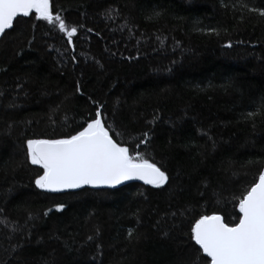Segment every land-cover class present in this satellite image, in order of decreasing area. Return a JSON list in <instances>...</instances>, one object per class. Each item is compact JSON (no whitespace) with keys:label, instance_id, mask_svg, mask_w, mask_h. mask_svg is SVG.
Returning a JSON list of instances; mask_svg holds the SVG:
<instances>
[{"label":"trees","instance_id":"trees-1","mask_svg":"<svg viewBox=\"0 0 264 264\" xmlns=\"http://www.w3.org/2000/svg\"><path fill=\"white\" fill-rule=\"evenodd\" d=\"M50 4L77 27L71 45L34 14L0 41V264H206L192 225L234 223V197L264 167V16L248 10L264 0ZM97 104L112 138L156 163L165 185L35 186L26 141L74 135Z\"/></svg>","mask_w":264,"mask_h":264},{"label":"snow or ice","instance_id":"snow-or-ice-1","mask_svg":"<svg viewBox=\"0 0 264 264\" xmlns=\"http://www.w3.org/2000/svg\"><path fill=\"white\" fill-rule=\"evenodd\" d=\"M248 10L264 16V9ZM33 14L35 19L65 34L69 45L73 43L72 37L77 34V27L68 25L59 12L54 13L50 0H0V37L13 29L16 17ZM106 15L111 16L112 10H108ZM76 90L80 91L79 86ZM100 107L97 104L95 118L86 122V127L74 135L63 139L26 141L28 162L42 169V173L33 181L37 188L56 193L85 186L114 187L131 180H140L155 188L168 182L166 172L156 163L133 158L129 147L112 138V129L103 122ZM260 108L264 109V101ZM254 115L255 112L247 113L249 118ZM142 136L138 143L147 147L149 134L144 132ZM234 199L237 200L235 207L239 212L234 223H225L220 215L212 214L200 215L192 225L191 239L199 245L197 253L202 250L210 258L206 264H264V167ZM64 207L63 204L55 205L57 211ZM49 211L51 209L43 214L47 216ZM96 234H99L98 230ZM134 235L129 230L128 238L132 239ZM92 239V236L88 237L89 241ZM191 264H199V255L193 258Z\"/></svg>","mask_w":264,"mask_h":264},{"label":"water","instance_id":"water-1","mask_svg":"<svg viewBox=\"0 0 264 264\" xmlns=\"http://www.w3.org/2000/svg\"><path fill=\"white\" fill-rule=\"evenodd\" d=\"M31 16V15H30ZM29 16V17H30ZM19 18H28V17H22V16H18V17H16L15 19H14V21H13V25L15 24V22H16V20L17 19H19ZM11 29H9V30H7V32L8 31H10ZM6 32V33H7ZM2 38L3 37H0V41L2 40ZM135 183H142V184H144L143 183V181H140V180H131V181H124V182H122L121 184H119V185H116V186H114V187H108V186H99V187H92V186H85L84 188H81V189H75V190H73V189H66V190H63V191H61V192H67V191H78V190H82V189H104V188H109V189H119V188H122V187H126V186H128V185H131V184H135ZM150 186H152V185H150ZM238 210V209H237ZM217 215H219V214H217ZM221 216V215H220ZM221 218H222V220L225 222V220H224V218L221 216ZM226 223V222H225ZM194 241V240H193ZM194 243H195V241H194ZM198 248H199V245H196ZM202 251V250H201ZM203 253V252H202ZM204 255V257L207 259V260H209L210 258H208L207 256H206V254H203Z\"/></svg>","mask_w":264,"mask_h":264}]
</instances>
